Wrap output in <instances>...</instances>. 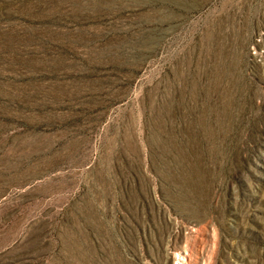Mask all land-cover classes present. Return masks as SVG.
<instances>
[{
    "label": "rangeland",
    "instance_id": "374dc122",
    "mask_svg": "<svg viewBox=\"0 0 264 264\" xmlns=\"http://www.w3.org/2000/svg\"><path fill=\"white\" fill-rule=\"evenodd\" d=\"M0 264H264V0H0Z\"/></svg>",
    "mask_w": 264,
    "mask_h": 264
}]
</instances>
